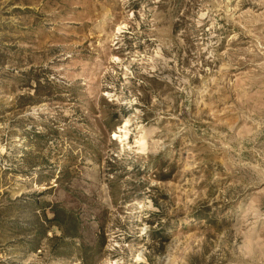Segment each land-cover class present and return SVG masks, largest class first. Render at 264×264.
<instances>
[{"label":"rangeland","instance_id":"374dc122","mask_svg":"<svg viewBox=\"0 0 264 264\" xmlns=\"http://www.w3.org/2000/svg\"><path fill=\"white\" fill-rule=\"evenodd\" d=\"M0 264H264V0H0Z\"/></svg>","mask_w":264,"mask_h":264},{"label":"bare ground","instance_id":"6f19581e","mask_svg":"<svg viewBox=\"0 0 264 264\" xmlns=\"http://www.w3.org/2000/svg\"><path fill=\"white\" fill-rule=\"evenodd\" d=\"M141 141V140H140Z\"/></svg>","mask_w":264,"mask_h":264}]
</instances>
